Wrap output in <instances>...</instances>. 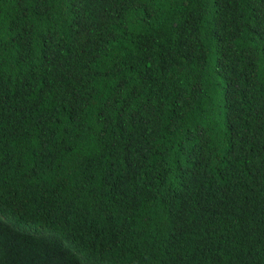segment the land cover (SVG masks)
Returning a JSON list of instances; mask_svg holds the SVG:
<instances>
[{"label": "trees", "instance_id": "obj_1", "mask_svg": "<svg viewBox=\"0 0 264 264\" xmlns=\"http://www.w3.org/2000/svg\"><path fill=\"white\" fill-rule=\"evenodd\" d=\"M0 264H264V0H0Z\"/></svg>", "mask_w": 264, "mask_h": 264}]
</instances>
